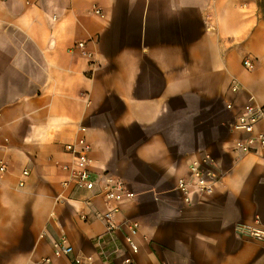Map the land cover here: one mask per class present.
I'll use <instances>...</instances> for the list:
<instances>
[{
	"label": "crops",
	"instance_id": "obj_1",
	"mask_svg": "<svg viewBox=\"0 0 264 264\" xmlns=\"http://www.w3.org/2000/svg\"><path fill=\"white\" fill-rule=\"evenodd\" d=\"M249 102L264 103V0H0V264H264V240L239 233L264 228V148L234 147ZM80 136L92 190L63 185ZM206 154L218 180L185 203L176 180ZM117 179L126 193L107 201L99 184ZM113 206L108 232L96 214Z\"/></svg>",
	"mask_w": 264,
	"mask_h": 264
},
{
	"label": "built area",
	"instance_id": "obj_2",
	"mask_svg": "<svg viewBox=\"0 0 264 264\" xmlns=\"http://www.w3.org/2000/svg\"><path fill=\"white\" fill-rule=\"evenodd\" d=\"M73 49H77L81 54L89 58V65L93 66L92 52L86 47L85 41H77L74 43ZM243 65L246 68L252 67V61L248 58L243 60ZM232 91H237L238 86L233 84ZM227 108H231L232 104H227ZM264 121V103L257 104L253 102L246 103L240 108L234 116L232 129L239 134L234 140V147L242 152H255L260 148H264V131L255 133V126L258 122ZM84 130V128H81ZM64 149L71 156L69 165H64L63 168L67 170L68 178L63 182L66 186L68 182L72 181L76 185L83 187L86 190L94 189L98 184V178L94 176L89 168L91 158L89 157L90 145L84 136L78 137L74 142L66 143ZM214 161L210 155L206 154L200 158L193 159L188 165L187 176L179 177L176 180L175 187L180 192L185 203H190L194 195L204 193L212 184L218 180V174L214 170ZM5 168L4 164H0V171ZM23 175H27L28 171L23 170ZM23 181L19 182L22 186ZM101 193L107 201H118L126 193V185L121 179H117L111 183L107 181L100 185ZM118 211L117 206L111 207L104 212H98L97 217L105 221L106 231L115 232L120 225L114 220V214ZM82 220H86L87 216L82 214ZM127 232L124 236L125 242L131 254H136L138 246L134 241V236L138 230V223L136 221L126 224ZM239 233L257 240H264V228L258 224H245L239 229ZM52 254L54 256H70L73 253V247L68 243L64 236L51 241ZM44 261H49V258H44ZM74 264H91V257L72 258ZM124 264H136L133 262L131 256H127L123 260Z\"/></svg>",
	"mask_w": 264,
	"mask_h": 264
},
{
	"label": "rangeland",
	"instance_id": "obj_3",
	"mask_svg": "<svg viewBox=\"0 0 264 264\" xmlns=\"http://www.w3.org/2000/svg\"><path fill=\"white\" fill-rule=\"evenodd\" d=\"M163 179L165 181H167V185L162 186L161 189L164 190V193H166L170 196L176 197L177 191L174 189L173 180L171 182V179L170 178L168 179V177H164ZM147 205H149V204H147ZM150 205L148 206V208L151 210L155 211V210L159 209V207H157V205H151V206ZM152 206L155 208H153Z\"/></svg>",
	"mask_w": 264,
	"mask_h": 264
}]
</instances>
